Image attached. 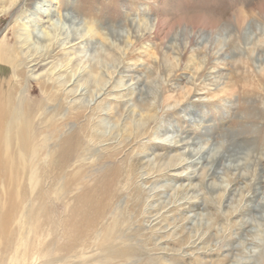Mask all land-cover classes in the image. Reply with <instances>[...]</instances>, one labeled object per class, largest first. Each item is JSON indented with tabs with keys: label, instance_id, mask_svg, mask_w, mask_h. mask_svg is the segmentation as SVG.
<instances>
[{
	"label": "rangeland",
	"instance_id": "374dc122",
	"mask_svg": "<svg viewBox=\"0 0 264 264\" xmlns=\"http://www.w3.org/2000/svg\"><path fill=\"white\" fill-rule=\"evenodd\" d=\"M54 21L64 66L26 68L17 38ZM2 55L0 264H264V0H0ZM226 146L244 181L180 166Z\"/></svg>",
	"mask_w": 264,
	"mask_h": 264
},
{
	"label": "bare ground",
	"instance_id": "6f19581e",
	"mask_svg": "<svg viewBox=\"0 0 264 264\" xmlns=\"http://www.w3.org/2000/svg\"><path fill=\"white\" fill-rule=\"evenodd\" d=\"M15 1V0H14ZM11 6V5H10ZM45 10V9H44ZM43 12V11H42ZM44 14H43V17L44 18H49V15H50V11H48V10H45L44 12H43ZM59 18H61V17H59ZM65 19L62 21L61 20V22H68V23H70L71 25H72V27H73V25L75 24V20H74V18L72 19L71 17H69V16H67L66 15V17H64ZM32 21V20H31ZM34 21V20H33ZM40 22H42V21H47V20H39ZM39 21L38 20H36V21H34L35 23H39ZM65 25V24H64ZM69 25V24H68ZM76 26V25H75ZM77 28V27H76ZM218 29V28H217ZM77 30V29H76ZM76 30L74 29V28H72L71 30L68 28H64L63 26H61L60 24H57V22H51L50 24H49V26H47V27H45V29L44 30H42V31H40V32H31V31H29V32H26V37H23V38H21V37H18L17 39V45L22 49L20 52V58H22L23 59V62L25 63V65H26V68L27 67H30L31 68V70L32 69H35V70H37V69H39V68H44L45 66H47V65H49V64H51V68L55 71V72H51L50 74H53L54 75V73L56 74V73H58V71H60V68H62L64 65H62V64H60V67L58 68L57 66H59L58 64H56L55 62H57V61H55L56 60V57H54V56H56V55H53L52 54V52H53V49H55V48H57V47H60L61 46V49H68V48H72V47H74V45H76L77 44V42H73V40H75V36H74V34L76 33H78V32H76ZM191 30V29H190ZM78 31V30H77ZM75 32V33H74ZM193 32H194V30H193ZM86 36V34L84 35H82L81 33H80V35L77 37V38H84ZM200 38H202V39H204V37H200ZM215 38V37H214ZM216 38H218V37H216ZM82 41V40H81ZM80 41V42H81ZM205 41V40H204ZM217 41H219V39L218 40H216V42ZM33 42V43H32ZM79 42V41H78ZM202 42V41H201ZM34 43H42L43 45H41L40 46V48L39 47H35V46H32ZM44 47V48H43ZM217 49V48H216ZM24 51V52H23ZM214 52V51H213ZM217 53V52H216ZM215 53V54H216ZM213 54V53H212ZM4 57H3V55L0 57V60H2V61H4L5 59H3ZM213 63V62H212ZM67 65V64H66ZM67 67H68V65H67ZM212 71V70H211ZM80 72V71H79ZM14 76H15V73H14ZM17 76V75H16ZM74 76V75H73ZM17 78V77H16ZM196 78H198L196 75L192 78V83H190V84H192L191 86H190V88H188L189 90H188V92H190L193 88H194V86L197 84L196 82H195V80H196ZM39 79V78H38ZM220 79V78H219ZM16 80V82H14V84H15V87L17 86V84L19 83V81L21 82V80L22 79H19L18 81H17V79H15ZM64 79H62L61 77H60V75L59 74H57L56 76H55V78H53L52 79V81H55V82H57V84L58 83H60L59 85H63V86H65L66 84H67V82H65V81H63ZM221 80V79H220ZM51 81V82H52ZM219 80H217V82H218ZM13 81H8V82H6V84H8L9 85V87H10V89L6 92V91H2V90H0V97L1 96H3V94H6L7 96H5V97H11V95H12V91L14 90V87L12 88V86H13V83H12ZM23 82V81H22ZM39 82L41 83V84H43V85H45V84H49V83H47V82H44V81H41V80H37L36 81V83H38L39 84ZM215 82V89H216V91H218V92H222V91H224L225 90V88H224V86H225V83L223 82ZM106 86V84H104L103 85V87H105ZM214 86V85H213ZM214 88V87H213ZM105 89V88H104ZM103 91V90H102ZM197 91V90H196ZM77 91L76 90H70V94H73V95H76L75 93H76ZM185 92V91H184ZM68 93V94H69ZM79 94V93H78ZM183 95V94H182ZM95 96V95H94ZM7 110H0V122L1 121H3V119L4 120H10V118L12 117L11 116V114H9V115H7L6 116V114H7ZM11 116V117H10ZM150 117V116H149ZM152 118V117H151ZM148 119V118H147ZM146 123H147V121H146ZM0 125H1V123H0ZM0 134H1V132H0ZM1 142H2V137H1V135H0V144H1ZM191 144H193V142L191 141V142H188V141H186V142H182V141H179V139L178 140H175V142H173V145H175V146H184V145H191ZM186 153H189V156L188 157H186V159L188 160H186L185 159V161L186 162H183L182 164H180V166L181 165H189V164H193V165H197V164H200L201 165V163L203 162V161H205V162H207V169H206V171H205V173H206V175H205V177H209V176H212V177H214V176H216V173H217V171L215 172V167H214V165H215V163H217L218 162V160H220V159H222V158H225L227 161H229V163H227L226 165H224V167H223V171L225 172V173H229V174H231V175H233L232 177L234 178V179H236V180H239V179H242V181H244V179L247 177L246 175H247V173H242L241 171H242V169L245 167V168H247V167H249V163H247L248 161L246 160V159H243L244 157H242V155L243 154H247V155H245V156H249V155H253L251 152H240V151H238V149L236 148H231L230 146H226V147H222L221 149H219V148H210V147H200V148H198V149H196L195 151L194 150H192V151H187ZM188 155V154H187ZM170 155L169 154H158L157 155V157L155 158V161L156 160H161V159H163V158H167V157H169ZM226 156V157H225ZM242 157V162H239ZM253 157H254V155H253ZM256 157V156H255ZM246 158V157H245ZM256 158H258V157H256ZM254 159V158H253ZM142 160H143V158H142ZM142 160H139V161H142ZM150 162V160H145L144 162L142 161L141 163L139 162V164L141 165L140 166V168H142V170L143 171H145L146 170V168H144V166H147V163L146 162ZM250 161H251V158H250ZM144 164V165H143ZM146 164V165H145ZM166 165V164H165ZM256 165V164H255ZM174 166H175V164H174ZM193 167V166H192ZM217 167V166H216ZM217 170V169H216ZM192 172V171H191ZM190 173V172H189ZM145 174H147V173H145ZM193 174V173H192ZM176 176H182L183 175V173H181V172H178V173H176L175 174ZM194 177H196V174L195 175H186L184 178L185 179H189L190 181L194 178ZM204 177V178H205ZM191 182H189L188 181V183L186 184V185H183L182 187H184V189H185V191H193V190H195L196 189V187L197 186H195V185H193L192 186V184H190ZM247 185V184H246ZM258 186V185H257ZM208 188L210 189V190H213L214 188H218V186L216 185V184H214V183H211V184H209V186H208ZM156 195H158V194H156ZM155 195V196H156ZM161 195V194H160ZM194 197H195V195H190V196H185V198L186 199H188V200H184V202H182V203H180V205L182 206V209H184V210H189L192 206H191V204H192V202H195V201H193V200H191V199H194ZM184 198V199H185ZM196 199V198H195ZM186 204H188L187 206H186ZM262 207H264V200L262 201L261 200V202L259 203ZM188 217H186V219H187ZM248 252H250L249 254L250 255H253V251H248ZM245 262H241V264H244Z\"/></svg>",
	"mask_w": 264,
	"mask_h": 264
}]
</instances>
